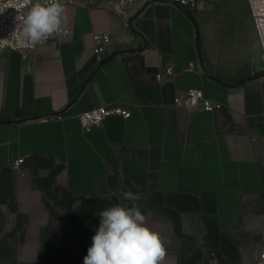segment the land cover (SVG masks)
<instances>
[{
	"label": "crops",
	"instance_id": "1",
	"mask_svg": "<svg viewBox=\"0 0 264 264\" xmlns=\"http://www.w3.org/2000/svg\"><path fill=\"white\" fill-rule=\"evenodd\" d=\"M62 5L69 37L27 55L0 49V243L3 177L24 157L20 176L55 170L89 247L98 213L132 191L163 238V264H254L264 245V58L248 1ZM100 32L112 37L101 63ZM167 65L174 74L159 80ZM190 88L223 108L176 106ZM111 103L132 115L83 131L79 113Z\"/></svg>",
	"mask_w": 264,
	"mask_h": 264
},
{
	"label": "rangeland",
	"instance_id": "2",
	"mask_svg": "<svg viewBox=\"0 0 264 264\" xmlns=\"http://www.w3.org/2000/svg\"><path fill=\"white\" fill-rule=\"evenodd\" d=\"M220 1V0H214ZM55 170L20 176L9 168L1 199L8 227L0 243V264H84L89 245L68 224L74 199L56 181Z\"/></svg>",
	"mask_w": 264,
	"mask_h": 264
},
{
	"label": "clouds",
	"instance_id": "3",
	"mask_svg": "<svg viewBox=\"0 0 264 264\" xmlns=\"http://www.w3.org/2000/svg\"><path fill=\"white\" fill-rule=\"evenodd\" d=\"M65 9L59 0H36L22 21V34L35 46L59 32ZM142 194L126 191L123 199L98 213L99 226L84 264H163L166 248L160 233L142 211Z\"/></svg>",
	"mask_w": 264,
	"mask_h": 264
},
{
	"label": "built area",
	"instance_id": "4",
	"mask_svg": "<svg viewBox=\"0 0 264 264\" xmlns=\"http://www.w3.org/2000/svg\"><path fill=\"white\" fill-rule=\"evenodd\" d=\"M104 0H59L61 4H101ZM113 7H118L122 0H108ZM185 9L192 11L198 8L199 0H172ZM252 16L258 42L264 58V0H247ZM36 0H0V49H11L27 55L36 50L40 45L54 38L64 39L69 37L72 30L61 24L58 33L53 34L43 42L31 45L22 34V21L26 17ZM43 2V0H41ZM95 45L93 51L99 63L103 62L104 54L112 42L111 33L100 32L94 34ZM174 67L167 65L163 71L157 73V78L162 80L165 75H173ZM175 105L191 111L214 112L223 108L224 103L207 97L202 88H190L175 97ZM133 108L120 103L97 105L79 113L78 118L83 131H88L110 115H121L128 118L132 115ZM24 157L15 159L12 168L24 175ZM217 261V260H216ZM254 264H264V245L261 247Z\"/></svg>",
	"mask_w": 264,
	"mask_h": 264
},
{
	"label": "trees",
	"instance_id": "5",
	"mask_svg": "<svg viewBox=\"0 0 264 264\" xmlns=\"http://www.w3.org/2000/svg\"><path fill=\"white\" fill-rule=\"evenodd\" d=\"M68 224H70V223H68Z\"/></svg>",
	"mask_w": 264,
	"mask_h": 264
}]
</instances>
